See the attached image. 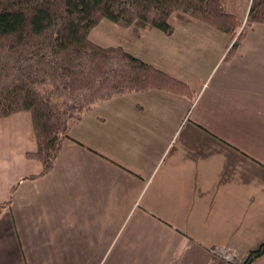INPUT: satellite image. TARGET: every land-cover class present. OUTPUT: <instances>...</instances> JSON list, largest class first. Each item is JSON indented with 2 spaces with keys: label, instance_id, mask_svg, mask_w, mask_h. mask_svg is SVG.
<instances>
[{
  "label": "crops",
  "instance_id": "obj_1",
  "mask_svg": "<svg viewBox=\"0 0 264 264\" xmlns=\"http://www.w3.org/2000/svg\"><path fill=\"white\" fill-rule=\"evenodd\" d=\"M224 35L208 74H169L191 95L151 90L95 105L46 176L23 180L42 171L26 157L36 150L30 114L0 120V264H231L215 248L242 264L261 246L264 24L229 59L235 41Z\"/></svg>",
  "mask_w": 264,
  "mask_h": 264
},
{
  "label": "trees",
  "instance_id": "obj_2",
  "mask_svg": "<svg viewBox=\"0 0 264 264\" xmlns=\"http://www.w3.org/2000/svg\"><path fill=\"white\" fill-rule=\"evenodd\" d=\"M225 0H0V120L29 113L34 152L48 175L70 139V128L95 105L151 90L191 95L189 86L133 56L123 46L101 47L90 33L109 20L124 28L172 36V17L207 24L237 40L234 55L253 24H264V0H250L245 24ZM240 30V31H239ZM13 187L12 190H14ZM264 256V242L242 264ZM220 260V259H219ZM231 264H236L231 262Z\"/></svg>",
  "mask_w": 264,
  "mask_h": 264
},
{
  "label": "rangeland",
  "instance_id": "obj_3",
  "mask_svg": "<svg viewBox=\"0 0 264 264\" xmlns=\"http://www.w3.org/2000/svg\"><path fill=\"white\" fill-rule=\"evenodd\" d=\"M225 1L229 11H234L244 25L250 0ZM186 21L180 17H172L170 23L175 31L171 37H167L157 30L124 28L106 19L90 33L89 38L101 47L123 46L133 56L172 76L180 77L179 79L205 76L210 72L216 57L222 52L226 36L215 30L211 34L203 31L187 33L183 31L186 24H207ZM239 33L232 38L234 41L237 40ZM193 43L195 45H192ZM228 50L229 48L225 51ZM36 171L33 169V172ZM235 261L237 264L236 253Z\"/></svg>",
  "mask_w": 264,
  "mask_h": 264
},
{
  "label": "built area",
  "instance_id": "obj_4",
  "mask_svg": "<svg viewBox=\"0 0 264 264\" xmlns=\"http://www.w3.org/2000/svg\"><path fill=\"white\" fill-rule=\"evenodd\" d=\"M212 255L215 258H218L222 261L225 262H236L235 261V251L233 249H219V248H215L211 250Z\"/></svg>",
  "mask_w": 264,
  "mask_h": 264
}]
</instances>
